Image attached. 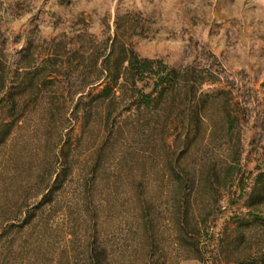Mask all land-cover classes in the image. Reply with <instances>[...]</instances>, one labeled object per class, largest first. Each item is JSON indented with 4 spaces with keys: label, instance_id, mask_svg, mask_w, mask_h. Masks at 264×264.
<instances>
[{
    "label": "rangeland",
    "instance_id": "1",
    "mask_svg": "<svg viewBox=\"0 0 264 264\" xmlns=\"http://www.w3.org/2000/svg\"><path fill=\"white\" fill-rule=\"evenodd\" d=\"M0 264H264V0H0Z\"/></svg>",
    "mask_w": 264,
    "mask_h": 264
},
{
    "label": "trees",
    "instance_id": "2",
    "mask_svg": "<svg viewBox=\"0 0 264 264\" xmlns=\"http://www.w3.org/2000/svg\"><path fill=\"white\" fill-rule=\"evenodd\" d=\"M114 49L115 46H111L107 54L101 55L103 68L97 80L103 79L108 83L102 88L99 96L109 97L112 86L115 85L121 88L123 94L128 92L131 98L138 96L143 99L142 102L149 104L151 94H144L136 87L138 80L144 79L146 76L155 77L154 89L159 85L171 83L169 77L172 75V71L170 74L164 72L161 61L140 57L134 50L127 47H122L118 54H115ZM112 59L116 61L117 66L115 68L109 66ZM120 79L123 82H120Z\"/></svg>",
    "mask_w": 264,
    "mask_h": 264
}]
</instances>
